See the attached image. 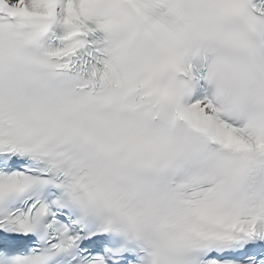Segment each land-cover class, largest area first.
<instances>
[{
    "label": "snow or ice",
    "instance_id": "6c2138e0",
    "mask_svg": "<svg viewBox=\"0 0 264 264\" xmlns=\"http://www.w3.org/2000/svg\"><path fill=\"white\" fill-rule=\"evenodd\" d=\"M0 264H264V0H0Z\"/></svg>",
    "mask_w": 264,
    "mask_h": 264
}]
</instances>
